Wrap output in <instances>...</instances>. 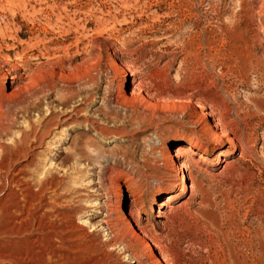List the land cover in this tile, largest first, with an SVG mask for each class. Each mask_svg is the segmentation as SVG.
Listing matches in <instances>:
<instances>
[{"label": "rangeland", "instance_id": "obj_1", "mask_svg": "<svg viewBox=\"0 0 264 264\" xmlns=\"http://www.w3.org/2000/svg\"><path fill=\"white\" fill-rule=\"evenodd\" d=\"M0 264H264V0H0Z\"/></svg>", "mask_w": 264, "mask_h": 264}, {"label": "bare ground", "instance_id": "obj_2", "mask_svg": "<svg viewBox=\"0 0 264 264\" xmlns=\"http://www.w3.org/2000/svg\"><path fill=\"white\" fill-rule=\"evenodd\" d=\"M132 82V79H131ZM134 89H132L133 91ZM64 101H68L67 99H64ZM206 115V113H205ZM206 117V116H205ZM204 117V118H205ZM97 131L99 132H103L101 130V128H99L98 126L96 127ZM221 136L226 137L227 139H229L230 141L232 140L227 133H223L221 134ZM195 148H201V145L199 143H186V142H177L175 143L172 148L169 150V155L167 158L168 161V166L170 169L174 170V171H181L183 172L189 165L188 163H185L183 160H181V158H177V157H183V155H185V153H191L193 150H195ZM96 150V149H95ZM97 151V150H96ZM96 155V154H95ZM189 155V154H188ZM187 156V155H186ZM190 156V155H189ZM197 162V160H196ZM114 169V168H113ZM188 184H187V176L182 177V190H186L188 188ZM133 203L130 201V207L128 208V210L126 211V216L125 218H122L120 221V225L124 226V227H132L130 224L124 223L125 220L129 219L131 216L140 215V212L137 208H135L133 205ZM160 205H164L163 202H159ZM111 205V204H110ZM117 205V204H116ZM113 206V205H112ZM110 206H108L109 208ZM154 209V208H153ZM155 210V209H154ZM133 219V218H132ZM131 221V220H130ZM109 222V219L106 221ZM128 223V222H127ZM141 227V226H140ZM144 230V229H143ZM133 231L136 234V236L140 237L143 239V242L145 243L146 240L144 239L141 231L142 229L140 228V230H137L133 227ZM151 247V246H150ZM147 248V247H146ZM147 250V249H146ZM151 250V249H150ZM156 257V256H155ZM158 257V256H157ZM155 260V259H154ZM156 261V260H155Z\"/></svg>", "mask_w": 264, "mask_h": 264}]
</instances>
